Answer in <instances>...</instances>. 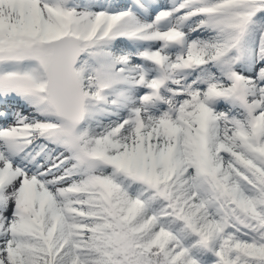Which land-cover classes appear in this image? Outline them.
I'll return each mask as SVG.
<instances>
[{
	"label": "snow or ice",
	"instance_id": "6c2138e0",
	"mask_svg": "<svg viewBox=\"0 0 264 264\" xmlns=\"http://www.w3.org/2000/svg\"><path fill=\"white\" fill-rule=\"evenodd\" d=\"M0 264H264V0H0Z\"/></svg>",
	"mask_w": 264,
	"mask_h": 264
}]
</instances>
